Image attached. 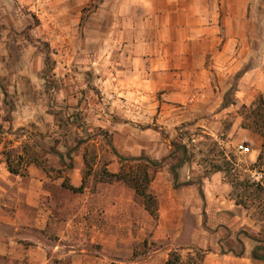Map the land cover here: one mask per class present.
<instances>
[{
  "label": "crops",
  "instance_id": "0c3cea01",
  "mask_svg": "<svg viewBox=\"0 0 264 264\" xmlns=\"http://www.w3.org/2000/svg\"><path fill=\"white\" fill-rule=\"evenodd\" d=\"M248 2L0 0L1 138L14 147L35 142L45 160V170L31 163L26 176L11 175L0 143V264H94L89 260L121 242L120 220L133 250V191L84 180L80 166L68 167L62 147L68 134L46 126L56 113L76 115L86 137L107 138L120 156L160 162L150 184L159 205L154 240L172 230V244L190 254L205 251L201 264H264L250 257L260 227L230 196L224 174L206 171L191 147L196 129L221 138L219 127L236 107L225 104L226 80L245 56ZM39 39L49 49L67 45L50 72L52 52L39 50ZM71 62L72 74L83 78L78 83L63 68ZM47 79L59 82L54 107ZM240 123L235 114L227 137L249 136L259 147L258 136ZM114 157L112 174L120 168ZM63 184L84 188L72 193Z\"/></svg>",
  "mask_w": 264,
  "mask_h": 264
},
{
  "label": "rangeland",
  "instance_id": "374dc122",
  "mask_svg": "<svg viewBox=\"0 0 264 264\" xmlns=\"http://www.w3.org/2000/svg\"><path fill=\"white\" fill-rule=\"evenodd\" d=\"M40 25V22L38 21ZM39 50H46L48 48L49 52H52L51 57H47V71L50 72L52 67H55L56 60L63 61V51L64 46L60 41L57 42V45L53 46V48L49 49V46L44 41L39 39ZM67 46V45H66ZM92 47V44H91ZM59 57V58H58ZM67 57V56H66ZM62 58V59H61ZM239 63L236 68V73H231L226 80V85L229 87L227 91L226 101L230 102L231 100H235L236 107H234L231 113L223 119L221 126L219 127V132L221 134V138L214 140H210L209 137L203 136L200 133L201 129H196V133L199 135L195 141L191 144L193 148L195 159H197L202 166L206 169V171H212V166L216 165L220 168L224 169L228 168L227 173L224 175L226 181L228 179H237L243 180L245 176H256V180H260L262 178L261 174L256 173V171H264V163L259 162L257 166L254 167L256 162V158L260 153V144L261 139L258 137V145L256 147L255 141H252L249 136L239 137L236 140L234 138L227 137L228 130L230 125L233 123L235 114L238 115L240 113V107L242 105H250V103L261 94L264 97V0H249L248 8H247V27H246V38H245V56H242L238 59ZM65 70L69 69L70 72L67 73L71 80L70 82L78 83L80 82L81 77L78 79L72 74V62L69 65L63 67ZM236 70V69H235ZM50 78V76H49ZM76 78V79H75ZM46 86L50 88H54L57 90V83H53L52 80L47 79ZM43 83V84H44ZM234 87V91H231V88ZM47 99L53 103L52 106L56 102V94L53 95L50 91L47 93ZM105 97V96H104ZM54 115V121L46 123L48 130H55L58 132L68 134V138L70 139L74 137L82 138L83 140L88 138V151L86 152V163L84 164L82 159L83 147L72 154L71 158L65 156V162L71 163L72 167L77 166L81 167L80 174L84 180L90 179H104L102 171L109 170L110 168H114L109 165L113 163V153L112 150L107 147V138L104 142H101L100 139H97V136L93 137L92 135L86 137L83 134L85 130L86 124H82L78 120L70 118L73 124L67 123V116H64L62 113H56ZM69 119V120H70ZM95 126H91V133L94 132ZM81 131V135L78 136V131ZM101 135V134H100ZM93 139V140H91ZM51 143L52 141H45ZM215 142V143H213ZM256 144V145H255ZM48 146V145H47ZM249 148L248 153H241L240 147ZM64 150V149H62ZM39 155L44 156L43 151H39ZM116 157V156H115ZM114 157V158H115ZM127 157V156H122ZM118 163L119 159L116 157ZM48 164H55L58 162L57 158L47 159ZM225 162H228L230 165L227 167ZM108 166V167H107ZM69 173H72L71 171ZM67 172L63 175L66 179ZM240 189H238V192ZM236 192V191H235ZM68 199V195L64 196ZM138 206V207H137ZM262 209V210H261ZM247 215L250 216L251 219L255 221V224L260 227H264V202L260 207L257 208V205L250 206L247 210ZM192 220V224H193ZM124 221L120 220L119 227V245L114 250H102L101 258L99 260H89L94 261V264H160L163 252L167 249H180L183 256H186L188 252L186 251V246L184 244H172V235L173 231L170 230L166 235L168 238L161 240L153 239V232L157 225V221H153L149 215L141 211L139 209V205L134 206V245L135 248V256L132 255L131 246L129 244V236L125 234L124 230ZM141 224L144 225V231H141ZM199 235V236H198ZM196 237H202L200 234H197ZM125 239L128 240V244L125 243ZM146 241L148 244L155 242V246H152V249L157 248L155 252L148 251V254H142L141 243ZM183 243V242H182ZM171 244V245H170ZM170 245V246H169ZM92 264V263H91Z\"/></svg>",
  "mask_w": 264,
  "mask_h": 264
},
{
  "label": "trees",
  "instance_id": "16d2710c",
  "mask_svg": "<svg viewBox=\"0 0 264 264\" xmlns=\"http://www.w3.org/2000/svg\"><path fill=\"white\" fill-rule=\"evenodd\" d=\"M231 91H234V87L231 88ZM225 104L234 105L235 100L233 99L230 102L225 101ZM73 116L75 117L73 119L76 120L77 116ZM238 116L241 118L240 127L256 134L261 139L260 153L258 154L254 164V167H256L257 163H264V97L259 94L250 103V105H242ZM70 117L71 115L68 117L67 123H75L70 119ZM2 133L3 129L0 125V143H2L1 158L5 163L7 171L11 175L21 177L26 176L25 167L31 163L45 170V160L43 159V156L41 157L39 152L35 150V148L38 147L35 142L24 143L19 147H14L12 141H2ZM92 136L94 137L95 134ZM88 140H90L89 137L84 140L77 136L72 139H70V137H65L62 143V147L65 149L64 155L70 159L73 153L79 151V149L83 147L82 159L84 164L87 165L86 152L89 148ZM60 141V139L55 140L54 146L58 145ZM107 143L111 147L113 155L118 157L120 168L115 174L103 170L102 174L104 176V180L108 182H118L131 189L134 193L135 201L143 208L153 221H157L159 205L156 195L150 190V184L153 180L155 172L160 167V162L150 160L144 156L122 157L115 152L109 140H107ZM51 153L58 157L60 162L63 161L64 155H61L60 153L56 154L53 148L51 149ZM224 165L229 166L230 164L225 162ZM71 166L72 165L70 163L68 167ZM212 171H219L225 175L228 168L225 167L222 169L219 166L214 165L212 166ZM256 173L262 175L260 180H256L255 176L251 175L245 176V178L241 181L238 180V178L227 180V183L232 188L230 196L234 199L237 205H241L246 210H248L250 206L254 205H257L258 208L264 202V171L259 170L256 171ZM62 186L72 193H81L84 188L83 184L76 188L70 185L66 186L64 184ZM200 189L201 188L199 187V192ZM238 189H240L239 192ZM251 239L255 241L256 245L251 251L250 257L253 260L264 262V227H261V231L257 235H254ZM155 245V242L148 244L146 241H143L141 243V253L146 255L148 254V251L155 252L158 249L151 248ZM134 253L135 248L132 250L133 256H135ZM204 255L205 251L194 250L193 254L188 253L186 256H183L180 249L175 248L171 249L167 253V257L163 264H201Z\"/></svg>",
  "mask_w": 264,
  "mask_h": 264
},
{
  "label": "built area",
  "instance_id": "2783aa9c",
  "mask_svg": "<svg viewBox=\"0 0 264 264\" xmlns=\"http://www.w3.org/2000/svg\"><path fill=\"white\" fill-rule=\"evenodd\" d=\"M49 91L53 94V95H55L56 94V90L54 89V88H50L49 89ZM128 110V109H127ZM240 151H241V153H248L249 152V148L247 147V148H244V147H240ZM255 178L257 179V177L255 176Z\"/></svg>",
  "mask_w": 264,
  "mask_h": 264
}]
</instances>
